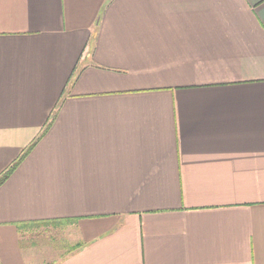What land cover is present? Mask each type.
<instances>
[{
	"label": "crops",
	"instance_id": "obj_1",
	"mask_svg": "<svg viewBox=\"0 0 264 264\" xmlns=\"http://www.w3.org/2000/svg\"><path fill=\"white\" fill-rule=\"evenodd\" d=\"M31 145L0 264H264V0H0V177Z\"/></svg>",
	"mask_w": 264,
	"mask_h": 264
},
{
	"label": "rangeland",
	"instance_id": "obj_2",
	"mask_svg": "<svg viewBox=\"0 0 264 264\" xmlns=\"http://www.w3.org/2000/svg\"><path fill=\"white\" fill-rule=\"evenodd\" d=\"M53 222H43V223H34L31 224V228H29V243L31 247H34L37 251L43 249V245H47L50 247V250L54 252L53 248L59 247V232L56 228L48 229L47 232H38L40 228L47 227L52 225ZM55 225V223H53ZM35 226V227H33ZM62 241V240H61ZM49 244V245H48ZM53 261H51L52 264ZM55 262V261H54Z\"/></svg>",
	"mask_w": 264,
	"mask_h": 264
},
{
	"label": "trees",
	"instance_id": "obj_3",
	"mask_svg": "<svg viewBox=\"0 0 264 264\" xmlns=\"http://www.w3.org/2000/svg\"><path fill=\"white\" fill-rule=\"evenodd\" d=\"M33 145H31L29 147V149L27 151H25L23 153V155L10 167V169L8 171H6L1 177H0V183H2L4 180L7 179V177L11 174V172L17 167V165L19 164V162L22 160L23 157H25V155L27 154V152L32 148ZM43 222H52V221H42V222H32L31 224L34 223H43Z\"/></svg>",
	"mask_w": 264,
	"mask_h": 264
}]
</instances>
